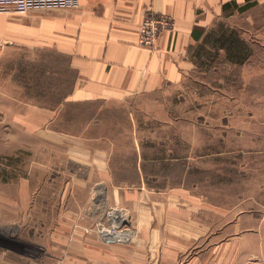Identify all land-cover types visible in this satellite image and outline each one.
Returning <instances> with one entry per match:
<instances>
[{"label": "rangeland", "instance_id": "obj_1", "mask_svg": "<svg viewBox=\"0 0 264 264\" xmlns=\"http://www.w3.org/2000/svg\"><path fill=\"white\" fill-rule=\"evenodd\" d=\"M194 55L179 83L99 109L60 101L55 57L0 45V253L65 264L60 225L108 243L132 225H222L225 242L237 225L240 264L264 255V1L232 5Z\"/></svg>", "mask_w": 264, "mask_h": 264}, {"label": "crops", "instance_id": "obj_2", "mask_svg": "<svg viewBox=\"0 0 264 264\" xmlns=\"http://www.w3.org/2000/svg\"><path fill=\"white\" fill-rule=\"evenodd\" d=\"M251 1L264 0H34L24 13L0 6V45L7 51L22 48L55 57L62 63L56 69H62L61 78L70 87L64 89L60 101L90 103L103 109L182 81L194 67L196 49L227 13L223 6ZM160 15L173 20V31L159 36L154 51L139 46L143 20ZM105 112L97 111L101 116ZM78 140L87 150L92 143L111 149L103 137L83 136ZM107 155L99 156L103 161L97 166L102 181H110ZM65 226L57 230H72L69 241L63 232L55 235L56 242L60 241L56 245L66 247L65 241L71 247L70 252L62 253L69 258L65 264H240L237 225L225 242L222 225L210 229L203 225H166L181 226L180 238L160 237L159 225H132L131 230L118 231V236L106 234L113 243L94 235L79 236L82 233L74 230L76 225ZM114 226L120 229L121 225ZM39 262L3 249L0 253V264ZM250 264H264V255L255 256Z\"/></svg>", "mask_w": 264, "mask_h": 264}, {"label": "built area", "instance_id": "obj_3", "mask_svg": "<svg viewBox=\"0 0 264 264\" xmlns=\"http://www.w3.org/2000/svg\"><path fill=\"white\" fill-rule=\"evenodd\" d=\"M34 0H0L1 7L12 8L18 13L26 12ZM174 29L173 20L166 16L146 17L140 26L138 45L150 51L155 50L156 41L165 32H172Z\"/></svg>", "mask_w": 264, "mask_h": 264}, {"label": "trees", "instance_id": "obj_4", "mask_svg": "<svg viewBox=\"0 0 264 264\" xmlns=\"http://www.w3.org/2000/svg\"><path fill=\"white\" fill-rule=\"evenodd\" d=\"M230 8H231V5H230V4H225V5L223 6L224 13L227 12ZM240 42H241V41H240ZM241 44H244V41H242Z\"/></svg>", "mask_w": 264, "mask_h": 264}]
</instances>
